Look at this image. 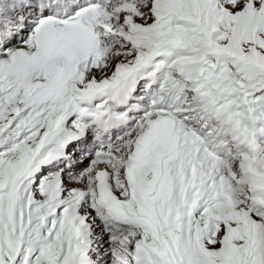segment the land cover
Wrapping results in <instances>:
<instances>
[{"label": "snow or ice", "instance_id": "1", "mask_svg": "<svg viewBox=\"0 0 264 264\" xmlns=\"http://www.w3.org/2000/svg\"><path fill=\"white\" fill-rule=\"evenodd\" d=\"M0 264H264V0H0Z\"/></svg>", "mask_w": 264, "mask_h": 264}]
</instances>
